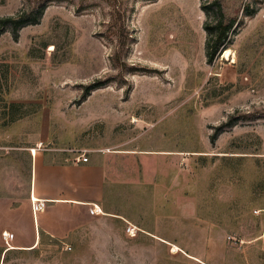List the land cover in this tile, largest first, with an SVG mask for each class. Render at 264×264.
Instances as JSON below:
<instances>
[{"label": "rangeland", "instance_id": "obj_1", "mask_svg": "<svg viewBox=\"0 0 264 264\" xmlns=\"http://www.w3.org/2000/svg\"><path fill=\"white\" fill-rule=\"evenodd\" d=\"M13 102L30 113L0 119V264H264V0H0V116ZM35 150L123 154L101 213L42 229Z\"/></svg>", "mask_w": 264, "mask_h": 264}, {"label": "crops", "instance_id": "obj_2", "mask_svg": "<svg viewBox=\"0 0 264 264\" xmlns=\"http://www.w3.org/2000/svg\"><path fill=\"white\" fill-rule=\"evenodd\" d=\"M116 153L89 154L84 161L78 156L56 160L49 152L34 151L30 200L42 229L64 236L101 213L108 184L117 181L111 156L123 154Z\"/></svg>", "mask_w": 264, "mask_h": 264}, {"label": "trees", "instance_id": "obj_3", "mask_svg": "<svg viewBox=\"0 0 264 264\" xmlns=\"http://www.w3.org/2000/svg\"><path fill=\"white\" fill-rule=\"evenodd\" d=\"M39 13V14H38ZM41 11H37V14L34 15V12H26L20 14L18 17L9 18L7 21H14L17 24V28L31 22H37L40 19ZM217 15V16H216ZM214 15L211 22H207L206 28L210 32L208 39V56L212 61L216 53L222 47L225 48V41L231 37V30L233 28V23L225 22V13L221 8L220 13ZM6 21V19H2ZM98 83H93L91 85H97ZM25 103L23 102H13L8 104V112L5 115L0 116V119L8 122H15L22 117L30 113L29 110L24 109Z\"/></svg>", "mask_w": 264, "mask_h": 264}, {"label": "built area", "instance_id": "obj_4", "mask_svg": "<svg viewBox=\"0 0 264 264\" xmlns=\"http://www.w3.org/2000/svg\"><path fill=\"white\" fill-rule=\"evenodd\" d=\"M82 160L88 161L89 160V157L87 155H84L83 158H82Z\"/></svg>", "mask_w": 264, "mask_h": 264}, {"label": "bare ground", "instance_id": "obj_5", "mask_svg": "<svg viewBox=\"0 0 264 264\" xmlns=\"http://www.w3.org/2000/svg\"><path fill=\"white\" fill-rule=\"evenodd\" d=\"M227 54L229 53V50H227V52H226Z\"/></svg>", "mask_w": 264, "mask_h": 264}]
</instances>
